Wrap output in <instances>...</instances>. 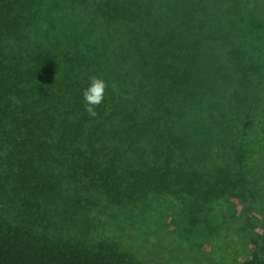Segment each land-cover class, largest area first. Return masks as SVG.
<instances>
[{
    "label": "trees",
    "instance_id": "16d2710c",
    "mask_svg": "<svg viewBox=\"0 0 264 264\" xmlns=\"http://www.w3.org/2000/svg\"><path fill=\"white\" fill-rule=\"evenodd\" d=\"M256 174L264 0H0V264H149L80 232L85 213L147 193L197 211Z\"/></svg>",
    "mask_w": 264,
    "mask_h": 264
},
{
    "label": "rangeland",
    "instance_id": "374dc122",
    "mask_svg": "<svg viewBox=\"0 0 264 264\" xmlns=\"http://www.w3.org/2000/svg\"><path fill=\"white\" fill-rule=\"evenodd\" d=\"M255 176L258 185L244 199L197 205L203 212L189 210V200L156 193L124 206L94 208L85 213L80 232L86 228L90 237L115 241L149 264H244L253 251L251 239L264 237V178ZM189 216L197 222L188 224Z\"/></svg>",
    "mask_w": 264,
    "mask_h": 264
},
{
    "label": "clouds",
    "instance_id": "9594fccd",
    "mask_svg": "<svg viewBox=\"0 0 264 264\" xmlns=\"http://www.w3.org/2000/svg\"><path fill=\"white\" fill-rule=\"evenodd\" d=\"M105 87V82L102 79L92 78L88 88L84 91V99L90 115H95L94 106L102 101Z\"/></svg>",
    "mask_w": 264,
    "mask_h": 264
}]
</instances>
